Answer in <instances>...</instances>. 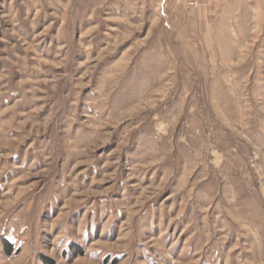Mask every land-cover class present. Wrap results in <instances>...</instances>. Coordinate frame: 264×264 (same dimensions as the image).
<instances>
[{
	"label": "rangeland",
	"instance_id": "obj_1",
	"mask_svg": "<svg viewBox=\"0 0 264 264\" xmlns=\"http://www.w3.org/2000/svg\"><path fill=\"white\" fill-rule=\"evenodd\" d=\"M264 264V0H0V264Z\"/></svg>",
	"mask_w": 264,
	"mask_h": 264
},
{
	"label": "trees",
	"instance_id": "obj_2",
	"mask_svg": "<svg viewBox=\"0 0 264 264\" xmlns=\"http://www.w3.org/2000/svg\"><path fill=\"white\" fill-rule=\"evenodd\" d=\"M46 259V258H45ZM47 264H58L55 260L53 259H46Z\"/></svg>",
	"mask_w": 264,
	"mask_h": 264
}]
</instances>
